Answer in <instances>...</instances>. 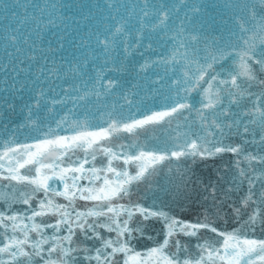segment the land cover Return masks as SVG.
Instances as JSON below:
<instances>
[{
  "label": "snow or ice",
  "instance_id": "1",
  "mask_svg": "<svg viewBox=\"0 0 264 264\" xmlns=\"http://www.w3.org/2000/svg\"><path fill=\"white\" fill-rule=\"evenodd\" d=\"M65 7L0 0V264H264V0Z\"/></svg>",
  "mask_w": 264,
  "mask_h": 264
},
{
  "label": "water",
  "instance_id": "2",
  "mask_svg": "<svg viewBox=\"0 0 264 264\" xmlns=\"http://www.w3.org/2000/svg\"><path fill=\"white\" fill-rule=\"evenodd\" d=\"M11 2V0H9ZM42 2V0H41ZM62 5H68L71 7L62 8L57 15L66 16L65 25L67 26L68 33L74 36H84L87 32L101 22L103 17L107 16V9L105 7L106 0H57ZM208 4L207 12L209 17L215 20L216 24L219 25L221 20L228 21L229 17L234 13H244L241 11L244 0H229V3L233 6L231 8H224L223 5L225 0H206ZM84 5V7H78ZM213 5H216L215 7ZM91 9V15L89 16V10ZM22 12V9H18ZM84 16H88V19H84ZM3 21H0L2 23ZM57 25H60V21L57 20ZM63 32L64 28L59 29ZM15 119V118H14ZM233 157L230 155H224L217 157L214 161L201 162L196 168L197 175L200 176L201 180L210 181L213 184L219 175H222L218 169H222L227 166ZM178 214L186 219H195L197 214V206L185 207L184 209H178ZM156 230H159V225L154 224ZM225 228H230V225L225 224Z\"/></svg>",
  "mask_w": 264,
  "mask_h": 264
}]
</instances>
